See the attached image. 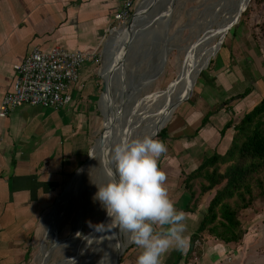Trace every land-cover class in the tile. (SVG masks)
I'll return each mask as SVG.
<instances>
[{
  "label": "crops",
  "instance_id": "crops-1",
  "mask_svg": "<svg viewBox=\"0 0 264 264\" xmlns=\"http://www.w3.org/2000/svg\"><path fill=\"white\" fill-rule=\"evenodd\" d=\"M123 2L0 0V102L12 87L14 66L32 47L103 54L113 17ZM247 53L241 40L217 55L195 86L193 105L185 115L175 116L165 137L159 138L167 151L158 167L165 173L170 198L185 213L188 236L186 248L169 250L161 264H264V201H255L240 213L244 235L239 242L224 243L205 234L189 252L191 231L201 222L213 191L187 212L189 194L178 190L179 181L185 179L179 177L182 172L188 175L205 159L228 150L233 130L231 126L222 133L224 126L230 120L234 124V118L264 98V78L256 74ZM99 73L100 66L84 65L70 90L71 102L60 110L22 106L0 118V264L28 263L40 214L51 206L45 217L53 208L64 182L86 159ZM246 90L250 92L244 98L227 103ZM203 118L206 122L201 125ZM139 252L134 246L119 264H135Z\"/></svg>",
  "mask_w": 264,
  "mask_h": 264
},
{
  "label": "rangeland",
  "instance_id": "rangeland-1",
  "mask_svg": "<svg viewBox=\"0 0 264 264\" xmlns=\"http://www.w3.org/2000/svg\"><path fill=\"white\" fill-rule=\"evenodd\" d=\"M140 1L142 0H135L133 12L136 14L135 18L150 5L148 14L143 23L133 29L136 36L133 48L128 54L123 74L112 79L110 90L107 83L106 93L100 99L102 79L108 76L111 68L107 63L108 59L113 56L112 66L116 63L119 56L115 48L124 43L125 32L118 40L115 39L109 48L107 47L109 40L115 36V33L111 38H107L97 79V92L92 101L93 117L87 135L86 155L98 137L103 134L102 123L106 115V112L103 114L104 104H107V107L112 110L113 120L110 122L114 121L111 135L114 139L113 144L123 136L141 137L145 134L155 133L156 138L159 139V132L176 120L175 116L178 114L185 115L186 110L193 105L195 86L201 79V75L208 70L210 62L222 52L229 51L236 41L242 40L246 43L247 55L253 65L252 68L256 70V74L258 71V74H262L264 78V0H249L246 11L242 13L237 23L228 29L215 55L213 52L222 32L218 28L222 23V16L225 14L224 9L226 6L232 5L235 0H151L147 6L144 3L139 8ZM167 5L169 7L165 10ZM225 16L227 24L232 18V14L230 15L228 11ZM162 17L164 18L162 19ZM208 32H216L217 35L213 37ZM202 45L213 46L208 62L203 69L198 71L199 74L194 79L191 95L176 107L170 115L171 118L169 117L164 122L166 109L171 106H165L166 100L175 91H179L180 95L185 94L184 81L200 65L203 55ZM106 47L109 50L114 49L110 55L105 54ZM163 56L164 64L159 67ZM103 66L105 68L101 72ZM176 82L177 84H175ZM109 95L111 99L106 101ZM242 115L234 118V124L240 120ZM176 135H172L173 139L176 138ZM96 147L98 151L99 147ZM104 151L101 150L98 153L96 156L98 160L103 156ZM97 165L98 161L95 159L92 167L85 169L70 183L69 180L77 168L57 193L56 199L62 194L65 186L70 183V188L67 189V185L56 206L50 209L45 217V212L51 206L44 211V214H40L27 264H108L105 249L114 234L109 231L96 232L90 226L107 221L106 214L100 204L92 200L96 187L91 180L101 183L104 179L102 169L99 166L96 167ZM224 168L225 165L221 166L220 171H223ZM182 173L183 175L179 176L180 179L187 175ZM179 182L178 190H183L184 193L189 194L190 198L189 190L184 188L182 180ZM200 183V179L191 183L194 199L189 206L195 204L193 210L196 209L203 196L199 193ZM258 192L259 189L254 187L256 196ZM255 201L263 202L264 196H258ZM112 231L114 232L115 229ZM191 232L194 233V229ZM52 233H55V236L50 243L51 238L48 236ZM205 234L207 235L206 232L203 233V235ZM117 236L127 241L125 235L116 234L115 237ZM134 246L131 244L126 247L120 261ZM45 258L47 259L46 263L43 262Z\"/></svg>",
  "mask_w": 264,
  "mask_h": 264
},
{
  "label": "clouds",
  "instance_id": "clouds-1",
  "mask_svg": "<svg viewBox=\"0 0 264 264\" xmlns=\"http://www.w3.org/2000/svg\"><path fill=\"white\" fill-rule=\"evenodd\" d=\"M166 151L165 143L153 133L121 137L99 160L88 154L98 161L96 167L104 176L101 183L91 180L96 187L92 200L109 218L90 226L96 232L125 235L140 249L135 264H161L166 252L183 251L188 243L185 213L170 198L165 173L158 167Z\"/></svg>",
  "mask_w": 264,
  "mask_h": 264
},
{
  "label": "trees",
  "instance_id": "trees-1",
  "mask_svg": "<svg viewBox=\"0 0 264 264\" xmlns=\"http://www.w3.org/2000/svg\"><path fill=\"white\" fill-rule=\"evenodd\" d=\"M249 92L250 90H246L227 103L244 98ZM205 122L206 118H203L201 125ZM231 126L232 142L225 154H214L205 159L183 180L184 188L190 192L185 206L187 212H192L195 205L192 203L194 205L189 206L194 199L191 188L193 181L200 179V195L213 191L206 212L190 237L189 252L196 249V243L204 232L224 243L239 242L244 235L239 222L240 213L250 209L258 196H264V98L236 124L230 120L222 133ZM165 133L164 128L158 137L164 138ZM224 165V170L220 171V167ZM254 187L259 189L257 196L254 194Z\"/></svg>",
  "mask_w": 264,
  "mask_h": 264
},
{
  "label": "built area",
  "instance_id": "built-area-1",
  "mask_svg": "<svg viewBox=\"0 0 264 264\" xmlns=\"http://www.w3.org/2000/svg\"><path fill=\"white\" fill-rule=\"evenodd\" d=\"M135 0H124L114 15L108 35L125 28L132 18ZM86 64L100 66L101 52H67L59 47L48 52L32 47L28 56L14 66L12 87L0 102V118L22 106L60 110L71 102L70 90L78 83L79 70Z\"/></svg>",
  "mask_w": 264,
  "mask_h": 264
},
{
  "label": "bare ground",
  "instance_id": "bare-ground-1",
  "mask_svg": "<svg viewBox=\"0 0 264 264\" xmlns=\"http://www.w3.org/2000/svg\"><path fill=\"white\" fill-rule=\"evenodd\" d=\"M143 1V0H142ZM142 1H140V5H139V8L144 4V5H148L149 4V2L151 1V0H147L146 2H142ZM227 1V0H226ZM235 4H238V3H240V2H242L241 0H235ZM246 2H247V0L244 2L243 1V4L245 5L246 4ZM168 7H169V5H167L164 9L166 10V9H168ZM244 6H242V8H243ZM164 10V11H165ZM227 12H228V10L227 9H224V13L225 14H227ZM225 14L222 16L223 17V19H222V23H220V25H219V28H218V30H221L223 27H225L229 22H231L232 20H234V18H235V16L233 17V15H232V18L230 19V21L226 24V20H227V18H226V16H225ZM164 17H162V19H163ZM228 29H229V27L227 28V29H224L222 32H221V34H220V36H222L223 35V37H221L220 38V36H219V38H220V40H218L219 41V43H217V45H216V47H215V50H214V52H213V54L215 55L216 53H217V51L219 50V47H220V44H221V42H223V39H224V35L226 34V32L228 31ZM132 30H133V28H132ZM131 30V31H132ZM128 31V32H127ZM125 30V28H123V29H120V30H118L116 33H115V36L113 37L112 36V38L110 39V42H109V45H108V47L111 45V43L115 40V39H119V37L120 36H122L123 34H124V32H125V39L123 40L124 42L128 39V37L131 35V33L132 32H130L129 30ZM209 33V35L210 34H212V36L213 37H215L217 34H216V32L215 33H211V32H208ZM208 35V34H207ZM207 42V41H206ZM203 46V45H202ZM121 47V45H119V46H117V48H115L116 49V52H118V50H119V48ZM212 49H213V46H209V47H206V46H203L202 47V50H203V55H202V58H201V63H200V65L198 66V68H196L192 73H191V75L184 81V85L183 86H185V94H183V95H180L179 94V91H175V92H173V94H172V96L171 97H169V99L168 100H166V104L165 105H167V106H169V105H171L169 108H167L166 109V118H165V120H164V122H166L167 121V119L170 117V115H171V113H172V109H173V107L181 100V99H183V98H187V97H189V95H190V91H189V86H192L193 85V82L195 81L194 80V78H195V75L198 73V71L200 70V69H203L205 66H206V64H207V62H208V59H209V57H210V54H211V52H212ZM114 49H108L107 47H106V50L105 51H107V52H105V54H107V55H110L111 53H112V51H113ZM212 54V57L214 56ZM106 56V55H105ZM178 81V80H177ZM102 99V98H101ZM111 99V96L109 95L108 96V99L106 100V101H109ZM164 106V105H163ZM104 109H106L107 111H105ZM145 111H147L146 109H145ZM104 112H106V115H105V119H104V121H103V123H102V128H103V136H102V139H103V142H102V144H100V141H99V139H97L95 142H94V144H93V146H92V148H91V150H90V153L91 154H95V156H97L98 155V153L101 151V150H105V149H107L109 146H111L112 144H113V142H111L110 141V139H111V136L110 135H112V133H111V129H110V126H111V117H112V110L110 109V108H108L107 107V104H104V107H103V114H105ZM147 116V115H146ZM122 124V123H121ZM162 126V125H161ZM160 129V128H159ZM158 129V130H159ZM157 130V131H158ZM156 131V132H157ZM133 134H134V132H133ZM110 138V139H109ZM98 146L99 147V149H98V151H97V147L96 146ZM95 146V147H94ZM94 147V148H93ZM95 150V151H94ZM100 150V151H99ZM94 159V158H93ZM85 170V169H84ZM84 170H82L81 172H79V173H76V175H75V177L76 176H80L83 172H84ZM73 179H74V177H73ZM73 179L72 180H70V183L73 181ZM70 183H69V185H68V187H67V189H69L70 188ZM64 194V192H62V194H61V196H60V198L62 197V195ZM59 198V199H60ZM58 199V200H59ZM58 200H57V203H58ZM56 203V204H57ZM56 206V205H55ZM55 206H53V208L55 207ZM108 222V218H107V221H106V223ZM109 227H111V226H109ZM116 234L117 235H120L119 233H115L114 235H113V237L110 239V241H109V244H108V246L106 247V249H105V251H106V258H107V260H108V264H112V261H113V258H114V256H115V254H116V252L118 251V250H122V249H124V248H126L127 246H130L131 245V243H129L128 241H125L126 239H121L120 238V236H117V237H115L116 236ZM123 235V234H122ZM55 236V233H52V234H50V236H48L49 238H51V242L50 243H52V240H53V237ZM126 238V237H125ZM117 239V240H116ZM43 243H45V242H43ZM43 245V244H42ZM104 251V252H105ZM43 262H47V259L45 258V259H43Z\"/></svg>",
  "mask_w": 264,
  "mask_h": 264
},
{
  "label": "water",
  "instance_id": "water-1",
  "mask_svg": "<svg viewBox=\"0 0 264 264\" xmlns=\"http://www.w3.org/2000/svg\"><path fill=\"white\" fill-rule=\"evenodd\" d=\"M154 1V0H153ZM152 1V2H153ZM243 1L241 3H238V4H235V2L232 4V5H228L226 6V9L230 12V15L232 14L233 17L235 16L234 20H232L231 22H229L224 28H222L221 30L223 31L224 29H227L228 27L230 28L231 26H233L234 24L237 23V20L240 18V16L242 15V13H244L246 11V8H247V5H248V2L249 0H247V3L246 5L243 4ZM151 2V3H152ZM242 6H244L242 8ZM150 9V5H148V7L145 9V11L142 12V14H140L137 18L136 17V14L134 13L132 18L127 22V24L124 26L125 27V30H129L131 33V35L128 37V39L122 43L121 47L119 48L118 50V58H117V61L115 64H113L112 66V60H113V56H110L109 59H108V65L111 66V68L109 69V74L108 76L104 79L103 76H102V91H101V96H100V99L102 98V96L106 93V88H107V83H108V89L110 90V85L112 83V79H114L115 76H121L124 72V69H125V64H126V60L128 58V54L131 52L132 48H133V43H134V40H135V32L134 30H132V28L134 29V27L136 26H139L143 23V21L145 20L147 14H148V10ZM132 30V31H131ZM128 32V31H127ZM223 37L220 36V38ZM219 38V40H220ZM219 43V41H218ZM221 45V44H220ZM107 56V55H106ZM164 64V56L161 57V61L159 63V67H161L162 65ZM158 67V68H159ZM105 66H103L101 72L104 70ZM115 69V70H114ZM199 74V72L195 75V78L197 77V75ZM194 78V79H195ZM177 81V80H176ZM177 84V82L175 83ZM193 86V85H192ZM192 86H189V91H190V95H191V92H192ZM189 95V96H190ZM188 99V97L185 99H181L174 107L171 111H173L176 107H178L182 102L186 101ZM115 115V114H114ZM111 120H113V116L111 118ZM113 122H111V126H110V129H111V133H112V129H113ZM161 130V129H160ZM104 134V133H103ZM103 134H101L98 139L100 141V144H102L103 142V139H102V136ZM111 136V135H110ZM156 136V135H155ZM110 139V138H109ZM114 139H112V136H111V139L110 141L112 142ZM88 154H91L90 151L88 152ZM87 154L86 156V159L85 161L83 162V164L75 171V174L72 175V177L70 178V180L73 179V177H75L76 173L78 172H81L82 170L84 169H87V168H90L92 167L93 163H94V160L92 157H90L89 155ZM79 170V171H78ZM69 183V182H68ZM68 185V184H67ZM67 185L65 187H67ZM65 190V188H64ZM63 190V191H64ZM61 195L58 196V198L55 200L54 202V205H56L57 203V200L60 198ZM52 206V207H53ZM128 247V246H127ZM125 249H122V250H118L113 258V261H112V264H119L120 263V258L121 256L124 254L125 252Z\"/></svg>",
  "mask_w": 264,
  "mask_h": 264
}]
</instances>
